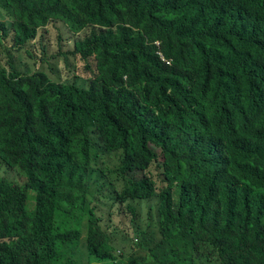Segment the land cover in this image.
Segmentation results:
<instances>
[{"label": "trees", "instance_id": "obj_1", "mask_svg": "<svg viewBox=\"0 0 264 264\" xmlns=\"http://www.w3.org/2000/svg\"><path fill=\"white\" fill-rule=\"evenodd\" d=\"M0 9V264H264V0ZM58 26L82 78L14 58Z\"/></svg>", "mask_w": 264, "mask_h": 264}, {"label": "rangeland", "instance_id": "obj_2", "mask_svg": "<svg viewBox=\"0 0 264 264\" xmlns=\"http://www.w3.org/2000/svg\"><path fill=\"white\" fill-rule=\"evenodd\" d=\"M10 20L5 14V12L0 9V23H5L7 25H10ZM59 28H48V32L44 33L41 37L39 36L37 39V43L35 44V53L40 57V49L38 42L42 41L43 46L47 47L49 56L51 59V64L53 66V73L52 70L41 64V62L37 61L34 62V60H30L24 52H21L19 54L14 55V58L17 61V64L21 65L22 70H26L28 68L29 71L34 72L36 70H44L53 80H70L73 81L76 78L79 77L82 78L85 73L84 71V65L77 60H74L72 57L69 58L67 62H64V58H61L59 55L62 51L66 54H72L75 49V42L79 37H75L66 28H62L58 26ZM63 37V44L60 42V38ZM8 44H12L10 41H8ZM0 60L2 63L5 62L6 57L4 54V51L0 49ZM139 207V215L142 220V226L144 229L147 228V219L149 216H154L156 213V210L154 211L152 209V205H156V201L153 200L151 202L146 201H139L136 203ZM120 211H116V222L119 224L124 231H127L126 227H129L131 225L129 221V215L128 212L123 210L122 213L119 214ZM140 256H145L146 253H144L143 250H138Z\"/></svg>", "mask_w": 264, "mask_h": 264}, {"label": "clouds", "instance_id": "obj_3", "mask_svg": "<svg viewBox=\"0 0 264 264\" xmlns=\"http://www.w3.org/2000/svg\"><path fill=\"white\" fill-rule=\"evenodd\" d=\"M163 62H165V60L163 59ZM171 63L170 62H167V65H170Z\"/></svg>", "mask_w": 264, "mask_h": 264}]
</instances>
